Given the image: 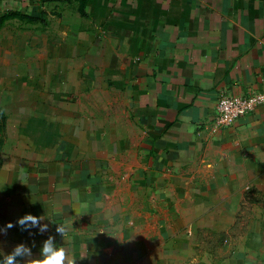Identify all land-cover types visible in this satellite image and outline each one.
I'll return each instance as SVG.
<instances>
[{
    "label": "crops",
    "instance_id": "obj_1",
    "mask_svg": "<svg viewBox=\"0 0 264 264\" xmlns=\"http://www.w3.org/2000/svg\"><path fill=\"white\" fill-rule=\"evenodd\" d=\"M89 8L109 39L90 96L100 84L101 101L118 110L106 123L71 118L53 147L21 142L3 153L0 227L41 215L67 226L73 264L142 263L157 255H143L151 241L135 235L157 228L159 209L170 224L190 213V199L232 215L255 191L264 195V105L229 127L217 114L223 94L264 91V0H90ZM87 222L91 238L79 234ZM252 228L215 264H264V221ZM48 234L15 224L0 232V256Z\"/></svg>",
    "mask_w": 264,
    "mask_h": 264
},
{
    "label": "rangeland",
    "instance_id": "obj_2",
    "mask_svg": "<svg viewBox=\"0 0 264 264\" xmlns=\"http://www.w3.org/2000/svg\"><path fill=\"white\" fill-rule=\"evenodd\" d=\"M89 1L0 0V170L1 155L19 143L53 147L71 118L85 121L94 115L106 123L109 112L118 110L117 102L101 101L100 84H94L90 96L89 80L103 75L109 39L93 23ZM188 208V215L172 216L170 224L169 214L159 209L157 228L146 224L137 232L135 238L151 241L142 254L152 251L157 259L136 264H215L240 249L252 224L264 221L261 191L232 215L217 214L216 204L197 199H190ZM88 224H81L78 233L91 238L93 225Z\"/></svg>",
    "mask_w": 264,
    "mask_h": 264
},
{
    "label": "clouds",
    "instance_id": "obj_3",
    "mask_svg": "<svg viewBox=\"0 0 264 264\" xmlns=\"http://www.w3.org/2000/svg\"><path fill=\"white\" fill-rule=\"evenodd\" d=\"M15 224L20 225L21 230L28 232L29 235L50 234L39 246L35 241L31 244L27 241L16 244L10 252L0 256V264H31L34 260L35 264H73L71 260L67 259L66 249L62 243L68 232L65 224L56 223L52 219L32 213H26L19 217ZM15 224L9 221L6 227H0V232H7V229L14 227ZM53 226L54 233L51 232ZM57 235H59V239Z\"/></svg>",
    "mask_w": 264,
    "mask_h": 264
},
{
    "label": "built area",
    "instance_id": "obj_4",
    "mask_svg": "<svg viewBox=\"0 0 264 264\" xmlns=\"http://www.w3.org/2000/svg\"><path fill=\"white\" fill-rule=\"evenodd\" d=\"M259 105H264V91L236 95L223 94L217 103L219 124L223 127L232 126Z\"/></svg>",
    "mask_w": 264,
    "mask_h": 264
}]
</instances>
